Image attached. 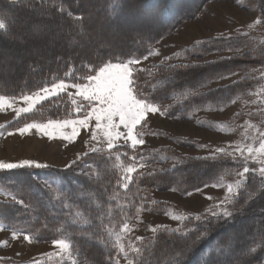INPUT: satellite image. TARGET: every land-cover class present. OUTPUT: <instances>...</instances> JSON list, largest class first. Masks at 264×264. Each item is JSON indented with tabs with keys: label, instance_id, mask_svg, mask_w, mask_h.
Masks as SVG:
<instances>
[{
	"label": "trees",
	"instance_id": "1",
	"mask_svg": "<svg viewBox=\"0 0 264 264\" xmlns=\"http://www.w3.org/2000/svg\"><path fill=\"white\" fill-rule=\"evenodd\" d=\"M208 1L45 0L42 10L37 0H32L29 7L0 0V17L11 22L8 29L0 30V50L13 58L3 62L0 57V93L20 96L51 84L53 77L63 78L66 72L83 76L86 66L96 63L98 58L142 57L149 45L195 18ZM260 2L264 27V0ZM59 7L65 12H58ZM68 10L74 15L69 16ZM75 15H82L83 20H76ZM48 24L53 28L47 34L30 35L26 44L22 36L14 35L22 28H45ZM17 43L24 46L17 47ZM29 47L35 50L24 52ZM12 49L15 51L11 55L7 51ZM182 52L185 61L158 65L153 71L144 69L137 73V83L150 98H156L163 115L188 120L202 111L222 109L251 89L255 83L251 67L264 59V42L249 32H233L198 39ZM231 73L240 76L212 87L220 77L235 75ZM64 100V95L59 94L42 101L32 112L21 116L22 120L70 117L74 112ZM209 129L217 130L212 125ZM176 138L183 147L201 144L195 138ZM174 152L159 147L136 149L132 153L120 147L111 152L91 151L64 169H17L9 177L15 196L23 203H1L0 222L38 241L68 237L75 246L77 264H114L121 255L122 227L144 211L162 213L169 205L156 200L150 190H174L184 196L206 185L234 179L241 169L234 159L222 153L180 155L171 168L157 165L161 157H170ZM140 153L144 158L139 162L145 167L130 174L132 181L124 189L123 177L134 163L129 157ZM212 156L216 159H208ZM247 176L238 197L237 207H243L235 211L232 219L217 222L208 212L191 215L177 230L162 228L139 242V259L146 264H176L177 260L181 264H206L211 255L227 264L229 260L235 261L236 257L231 255L234 249L237 254L240 250L251 253L253 261L264 262V188L259 174L250 172ZM48 179L60 183L56 192L43 184ZM228 237L232 241L225 246L223 242ZM182 249L184 254L178 255ZM51 264L72 263L52 259Z\"/></svg>",
	"mask_w": 264,
	"mask_h": 264
},
{
	"label": "rangeland",
	"instance_id": "2",
	"mask_svg": "<svg viewBox=\"0 0 264 264\" xmlns=\"http://www.w3.org/2000/svg\"><path fill=\"white\" fill-rule=\"evenodd\" d=\"M260 5V0H210L206 2L195 18L181 23L173 32L149 45L147 52L143 55L148 59L144 60L143 56L140 57L141 63L137 65V68L153 71L154 67L158 65L183 62L185 59L182 50L196 40L205 37L233 32H249L264 42ZM50 25H46L45 28L42 27L43 25L37 28L33 27L31 36L47 34L48 30L53 28ZM34 50V47H29L24 52H33ZM14 51L12 49L7 52L12 55ZM0 57L3 62L13 60L1 50ZM16 62L18 61L16 60ZM251 73L255 80L251 89L246 94L236 97L222 109L202 111L194 114V117L188 120L166 117L160 113H150L143 127L138 129L143 133L141 138L145 143L137 146V149L157 150L159 147H168L174 150L175 152L170 157L163 156L159 162H156L161 168H171L180 155H217L220 154L216 151L217 149H225L227 153H232V155L226 156L234 159L241 167L239 171H242L245 163L244 157L235 151L237 148H242L244 156L248 157L247 166L250 169H255V172L259 174L262 165L258 163V160L262 158L253 159L249 156L247 146L258 148L259 140L256 137L264 132V59L258 65L251 67ZM239 76L240 74L222 76L223 78L220 77L215 81L212 87L225 85ZM141 81L144 82L145 78ZM66 82L71 83L70 81ZM35 91L37 90L23 95H32ZM75 92L74 88H69L66 92L60 93L64 95V101L69 102L70 109L74 112V114H70V117L44 118L45 116H43L39 120L26 121H23L22 117L17 118L14 111L16 108L27 107L22 95L10 96L0 93V95H5L8 102L12 104L11 108L0 107V125H4V127H0V162L19 164L22 161L30 160L48 167L64 169L86 153L91 152L94 147H103L104 150H108L102 137L99 143L92 139L91 128H79L78 135L72 141L61 139L58 134L54 138H49L35 128L24 134L18 131L26 123L47 124L49 121L82 119L83 113H78L76 104L73 103V100L81 103V98L76 96ZM164 107L166 110L167 107ZM23 115L21 114V116ZM230 118L232 119L229 121ZM211 125L217 130H210ZM63 131L70 134L71 128H65ZM9 133L12 134L9 135ZM177 136L195 138L200 140L201 144L194 147H183L177 144ZM119 143L122 145L123 141ZM140 163L142 162L136 161V170L144 169L145 164L143 163L144 167H140ZM21 168L30 167L0 169V204H20L16 202L18 198L14 194L15 190L11 186L13 180L9 174ZM237 179L240 177L236 176L229 181L206 185L184 196L174 190H150L156 200L165 201L169 205L162 213L142 212L135 221L127 224V231L124 230V226L122 227L121 245L125 252H128L131 258L136 245L142 240L152 237L157 230L162 228L177 230L183 221L191 215L219 211L220 207L226 205L225 198L230 195L227 185L234 183ZM47 183L48 186L51 185L49 188L53 191L60 188V183L57 180L50 182L48 179L43 182L46 185ZM9 191L15 196V200L12 196L4 194ZM0 228L3 229L0 230V264H51L52 259L58 262L65 259L72 263L75 260L74 255L69 257L66 254H60L59 247L55 246L53 241H38L29 234L5 227L1 222ZM13 231L17 233L15 239L12 237ZM25 235L30 236V242L24 239ZM137 237L142 239L138 240ZM117 261L118 264H127L123 253Z\"/></svg>",
	"mask_w": 264,
	"mask_h": 264
},
{
	"label": "snow or ice",
	"instance_id": "3",
	"mask_svg": "<svg viewBox=\"0 0 264 264\" xmlns=\"http://www.w3.org/2000/svg\"><path fill=\"white\" fill-rule=\"evenodd\" d=\"M12 5L21 3L24 7H29L32 4V0H28V3H24V0H11ZM43 10V5L45 0H37ZM60 13L65 12L63 7L57 8ZM67 14L73 16L74 14L71 10H68ZM76 20H83L82 15H75ZM14 22V18L13 21ZM10 23L7 18L0 17V30H6L10 27ZM79 35H84V33H78ZM14 35L22 36L27 43L29 35H33L31 27L27 29H21L19 33H14ZM74 39V37H73ZM16 43V42H14ZM79 44V41H77ZM17 47H23L24 45L16 44ZM142 59H148L147 56H143ZM141 63L140 57H120L111 56L107 59H99L96 63H89L86 66V73L83 76L74 75L72 72H66L63 78L53 77L50 86L45 84L43 87H38L32 95H23L22 98L27 104V107L16 108V117H21V114H27L34 110L35 106L42 101L48 100L51 97H56L60 93L66 92L69 88H74L76 90L75 95L81 98V103L76 104L77 112L83 113L82 119L73 120H63V121H49L47 124L39 123H26L24 127L19 128L18 131L21 134L28 132L30 129L35 128L37 131L43 132L49 138H54L57 134L61 139L72 141L74 137L78 135L79 128H91L92 129V139L101 142V137L103 142H106L107 149L111 152L113 149H118L124 147L130 150L132 153L136 152L137 146L143 145L145 143L142 139L143 133L138 131L142 128L147 120L148 115L160 113L165 114L164 111L158 105L155 97L149 96L142 86H140L137 81L139 76L137 73L146 71L144 69L137 68V65ZM235 74V73H231ZM223 78V77H221ZM71 80V83L66 82ZM14 99V98H13ZM0 107L11 108L12 104L8 102V98L5 95H0ZM166 111V110H165ZM4 127V125H0ZM71 128V133L66 134L63 129ZM12 133H9L11 135ZM259 140V147L253 148L251 145L247 146L248 155L253 159L261 157L258 160L262 166L259 169L261 180V187L264 188V132H261L259 136L256 137ZM123 141L121 145L119 142ZM93 152H103V147H94ZM218 153L225 155H232V153H227L225 149H217ZM239 152L240 156L244 157L245 163L243 165V170L238 171L236 175L240 177L234 183L227 185V191L230 194L225 198L226 205L220 207L219 211L211 212V216L215 217L217 222L221 220H229L234 217L235 211L242 209V205L238 208L240 204L238 199L239 194L245 184L247 183L248 176L250 172L255 173V169H250L247 166L248 157L244 156V150L242 148H237L235 150ZM128 155V152L124 153ZM134 163L127 168L126 175L123 177L124 189L129 187V183L132 181L131 173L136 171V161H142L144 154L132 155L129 157ZM208 159L215 160L216 157H208ZM75 163V162H74ZM47 167V165H42L34 161L25 160L19 164L14 163H3L0 162V169H13L18 167ZM140 167H144L143 163H140ZM46 187H50L45 185ZM5 195L12 196L15 200V196L9 191L4 193ZM260 194V193H257ZM17 203H23L22 200L16 201ZM228 205L231 206L232 210H229ZM101 219V226H103V219ZM0 230H3L0 228ZM124 230L127 231V224L124 225ZM155 231V229H153ZM203 236V233L201 234ZM12 237L15 239L17 233L12 232ZM201 237H198L199 240ZM25 240H29L30 236L25 235ZM137 239H142L137 237ZM120 237H117V243H119ZM232 241L231 237H228L223 243L225 246L230 245ZM196 241H193L195 244ZM53 244L58 246L60 249V254H66L71 257L75 246L72 244L68 237L63 239L53 240ZM120 253H123V258L127 261V264H146L145 260L139 259L141 255V249H135V255L129 257L128 252H125L123 245H120ZM77 257L79 252L77 251ZM184 250L182 249L178 255H183ZM231 255H234L235 261L229 260L227 264H264V262L253 261L251 253L240 250L237 254L233 249ZM244 257V259H241ZM72 264H77L74 260ZM118 264V261H117ZM176 264H181L180 260L176 261ZM206 264H225L224 261L214 259L211 255L208 257Z\"/></svg>",
	"mask_w": 264,
	"mask_h": 264
}]
</instances>
